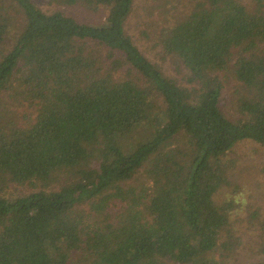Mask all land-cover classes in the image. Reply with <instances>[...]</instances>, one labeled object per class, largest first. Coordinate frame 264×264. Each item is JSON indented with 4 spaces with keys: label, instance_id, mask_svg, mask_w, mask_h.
<instances>
[{
    "label": "trees",
    "instance_id": "trees-1",
    "mask_svg": "<svg viewBox=\"0 0 264 264\" xmlns=\"http://www.w3.org/2000/svg\"><path fill=\"white\" fill-rule=\"evenodd\" d=\"M46 1L106 14L0 0V264H237L216 195L229 151L264 145V0H201L160 28L187 85L128 32L135 0Z\"/></svg>",
    "mask_w": 264,
    "mask_h": 264
},
{
    "label": "rangeland",
    "instance_id": "rangeland-1",
    "mask_svg": "<svg viewBox=\"0 0 264 264\" xmlns=\"http://www.w3.org/2000/svg\"><path fill=\"white\" fill-rule=\"evenodd\" d=\"M43 8L49 11L64 9L70 15L81 20L100 21L104 19L106 9L92 10L84 5L70 7L67 5L48 4L46 0H36ZM162 5L158 0H135L134 12L129 17L128 32L134 40L141 46V49L149 58L161 60L159 47L156 45L160 35V28L171 26L182 16L191 12L194 5L201 0H167L169 4ZM248 9H254V0H242ZM157 4L159 6H157ZM168 10V11H167ZM179 16V17H177ZM16 30H10L8 34V44L14 41ZM144 32V33H143ZM147 34H146V33ZM160 67L164 72L176 77L182 83L186 69L176 70L167 59L160 61ZM227 75V87L225 92V108L235 110L236 96H233L229 85L237 82L234 75ZM9 99H6L2 108L11 107ZM22 108L19 109L21 111ZM18 111V112H19ZM137 135H133L135 137ZM134 140V139H133ZM226 158L234 163L232 168L231 184L222 189L217 195L218 202L233 201L234 207L230 212V222L233 235L239 237V244L234 250L228 252L225 257L235 263L247 264L258 260H264V145L251 139L238 142L229 151ZM237 188L234 191V188ZM13 191V190H12ZM227 233L223 232L221 241L225 239ZM221 252L218 251L217 255ZM84 259V257H83ZM88 261V260H87ZM167 264H174L168 262Z\"/></svg>",
    "mask_w": 264,
    "mask_h": 264
}]
</instances>
